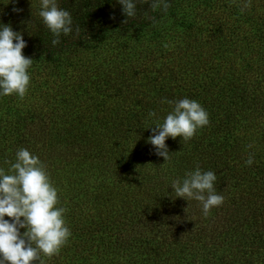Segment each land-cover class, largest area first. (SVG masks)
Listing matches in <instances>:
<instances>
[{"label":"trees","instance_id":"1","mask_svg":"<svg viewBox=\"0 0 264 264\" xmlns=\"http://www.w3.org/2000/svg\"><path fill=\"white\" fill-rule=\"evenodd\" d=\"M133 2L57 0L73 23L53 45L41 0H0L33 59L25 97L0 95V169L38 157L72 233L34 264H264V0ZM184 98L210 123L167 138L165 162L150 127ZM197 167L225 197L207 217L172 189Z\"/></svg>","mask_w":264,"mask_h":264},{"label":"clouds","instance_id":"2","mask_svg":"<svg viewBox=\"0 0 264 264\" xmlns=\"http://www.w3.org/2000/svg\"><path fill=\"white\" fill-rule=\"evenodd\" d=\"M118 3L123 6L126 17L135 15L133 0H118ZM170 6V0H152L151 4L153 10L159 9L164 13ZM250 7L251 0H246L241 5V11ZM13 11L20 12L22 9L14 8ZM39 15L56 37L53 45L60 43L61 33L68 35L72 32V16L58 7L57 0H41ZM153 20L155 22V18ZM26 46L22 33L13 31L11 25L0 28V95L25 97L30 84L28 69L33 64V59L23 54ZM149 116L155 117L156 113L150 112ZM209 123V114L202 105L184 98L175 102L173 111L166 116L163 124L150 127L153 134L147 143L153 145L155 155L163 157L166 162L170 158L165 143L167 138L190 140L197 129ZM253 163L254 156L249 155L246 164L251 166ZM11 168L14 174H5L0 169V264H34L40 260L41 253L48 257L59 254L72 233L64 219L66 210L57 207V189L51 184L39 158L26 149H20ZM216 180V173L204 172L197 167L186 173L182 181L174 180L172 189L176 197L201 202L203 214L207 217L212 208L223 205L225 201L224 196L217 194ZM5 216L11 220H6ZM20 229L26 231L21 233Z\"/></svg>","mask_w":264,"mask_h":264}]
</instances>
